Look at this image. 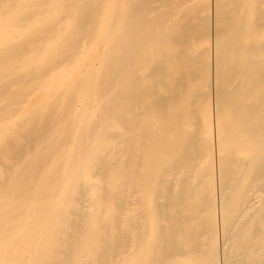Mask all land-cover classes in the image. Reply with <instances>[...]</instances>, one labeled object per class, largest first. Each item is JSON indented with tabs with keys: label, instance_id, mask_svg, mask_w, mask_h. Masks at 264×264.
Returning <instances> with one entry per match:
<instances>
[{
	"label": "bare ground",
	"instance_id": "obj_1",
	"mask_svg": "<svg viewBox=\"0 0 264 264\" xmlns=\"http://www.w3.org/2000/svg\"><path fill=\"white\" fill-rule=\"evenodd\" d=\"M0 264H264V0H0Z\"/></svg>",
	"mask_w": 264,
	"mask_h": 264
}]
</instances>
